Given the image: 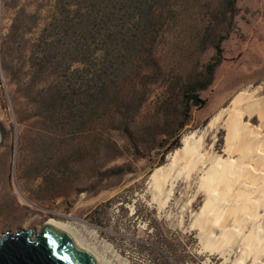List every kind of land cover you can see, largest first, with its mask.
Masks as SVG:
<instances>
[{
  "label": "rangeland",
  "instance_id": "obj_1",
  "mask_svg": "<svg viewBox=\"0 0 264 264\" xmlns=\"http://www.w3.org/2000/svg\"><path fill=\"white\" fill-rule=\"evenodd\" d=\"M249 85L264 0H0V235L54 219L104 264H235L241 238L222 254L195 221L200 175L150 173Z\"/></svg>",
  "mask_w": 264,
  "mask_h": 264
},
{
  "label": "bare ground",
  "instance_id": "obj_2",
  "mask_svg": "<svg viewBox=\"0 0 264 264\" xmlns=\"http://www.w3.org/2000/svg\"><path fill=\"white\" fill-rule=\"evenodd\" d=\"M260 89L249 85L236 92L202 131L184 135L171 160L150 173L151 183L161 191L168 187L169 193L178 178L200 175L199 187L206 197L195 221L204 230L206 245L222 254L241 238L235 264L249 255L251 264H259L264 254V94ZM219 128L225 131L221 152L215 150ZM48 222L70 233L59 221ZM215 223L220 225L218 236L212 231Z\"/></svg>",
  "mask_w": 264,
  "mask_h": 264
},
{
  "label": "water",
  "instance_id": "obj_3",
  "mask_svg": "<svg viewBox=\"0 0 264 264\" xmlns=\"http://www.w3.org/2000/svg\"><path fill=\"white\" fill-rule=\"evenodd\" d=\"M0 264H100L67 231L45 221L0 235Z\"/></svg>",
  "mask_w": 264,
  "mask_h": 264
},
{
  "label": "trees",
  "instance_id": "obj_4",
  "mask_svg": "<svg viewBox=\"0 0 264 264\" xmlns=\"http://www.w3.org/2000/svg\"><path fill=\"white\" fill-rule=\"evenodd\" d=\"M216 51H217V57H216V60L209 63L207 66H206V73H207V78L205 80V82L203 83L202 87L201 88H204L206 87L212 80V75H213V71H214V68L215 66L220 62V52H221V48L220 46H217L216 47ZM195 92V89H191L189 90L188 94H185V98H186V102H192V104L194 105H197V106H200V104L203 103V100L200 99L198 97V95Z\"/></svg>",
  "mask_w": 264,
  "mask_h": 264
}]
</instances>
